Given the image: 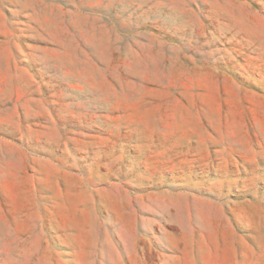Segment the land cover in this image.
<instances>
[{
  "label": "rangeland",
  "instance_id": "rangeland-1",
  "mask_svg": "<svg viewBox=\"0 0 264 264\" xmlns=\"http://www.w3.org/2000/svg\"><path fill=\"white\" fill-rule=\"evenodd\" d=\"M0 264H264V0H0Z\"/></svg>",
  "mask_w": 264,
  "mask_h": 264
}]
</instances>
